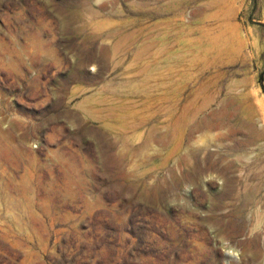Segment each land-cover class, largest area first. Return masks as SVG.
<instances>
[{
	"label": "rangeland",
	"instance_id": "1",
	"mask_svg": "<svg viewBox=\"0 0 264 264\" xmlns=\"http://www.w3.org/2000/svg\"><path fill=\"white\" fill-rule=\"evenodd\" d=\"M244 260L264 0H0V264Z\"/></svg>",
	"mask_w": 264,
	"mask_h": 264
},
{
	"label": "bare ground",
	"instance_id": "2",
	"mask_svg": "<svg viewBox=\"0 0 264 264\" xmlns=\"http://www.w3.org/2000/svg\"><path fill=\"white\" fill-rule=\"evenodd\" d=\"M230 123H232V122H230ZM249 130L252 131L250 127H249ZM256 198H257V192L255 190H251V191L249 190V192L244 197V199L242 200L240 205L236 206L230 212V216L233 218V220H231V222L224 223V225H223V233H225L226 231H228V229H230L232 227H234V230H235V229H241L244 226V218L248 214V212L255 206V201L254 200ZM257 218H260V215ZM259 237H260V234L257 233L256 236L251 241V243L257 245L258 241H259ZM242 264H250V262L244 260V262Z\"/></svg>",
	"mask_w": 264,
	"mask_h": 264
}]
</instances>
